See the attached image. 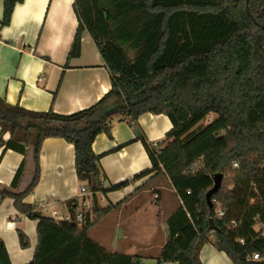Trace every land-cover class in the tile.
<instances>
[{
    "label": "trees",
    "instance_id": "16d2710c",
    "mask_svg": "<svg viewBox=\"0 0 264 264\" xmlns=\"http://www.w3.org/2000/svg\"><path fill=\"white\" fill-rule=\"evenodd\" d=\"M21 1L3 0L2 23ZM72 7L78 25L68 58L79 55L87 31L108 69L110 90L69 114L28 110L0 97V147L23 155L9 186L0 185V199L11 197L20 213L37 222L36 246L25 264H147L91 239V223L55 220L23 201L39 178L42 140L59 137L73 145L76 177L96 210L104 173L92 143L100 133L110 136L114 115L129 119L152 163L134 178L163 172L181 201L167 219L169 237L157 264H202L199 250L211 232L214 247L232 264H264V0H74ZM147 112L164 114L172 124L156 145L137 125ZM210 113L217 117L194 129ZM29 149L31 180L22 192L12 191ZM215 173L223 175L221 186L207 199ZM67 206L73 215L76 201ZM17 237L28 246L22 230ZM253 253L259 259H251ZM0 264H11L2 240Z\"/></svg>",
    "mask_w": 264,
    "mask_h": 264
},
{
    "label": "crops",
    "instance_id": "0c3cea01",
    "mask_svg": "<svg viewBox=\"0 0 264 264\" xmlns=\"http://www.w3.org/2000/svg\"><path fill=\"white\" fill-rule=\"evenodd\" d=\"M73 1L22 0L14 5L10 21L4 24L0 0V97L6 102L33 111L52 109L69 114L90 107L110 90L108 69L87 31L81 33L79 55L68 58L78 25ZM109 124L110 136L100 133L92 143L93 152L100 155L104 191L96 193V210L91 207L93 221L88 236L111 252L139 255L145 263L157 264L169 237L167 219L181 201L163 172L134 178L152 169L148 154L135 138L128 118L114 115ZM137 125L152 145L163 140L172 128L166 115L148 112L138 117ZM8 138L9 134L4 133L3 139ZM22 159L21 153L0 147L1 186H9ZM32 171L29 149L24 172L12 191L22 192ZM122 181L128 184L110 189ZM84 185L76 177L73 145L59 137H47L40 145L38 181L23 201L34 205L42 215L59 220L70 214L68 201L74 199L77 209L81 201L90 200L80 193ZM107 207L106 212L95 213ZM36 223L15 208L11 197L0 199V240L11 264H25L32 259ZM17 229L26 234L28 246L19 245ZM214 239L211 232L209 241L201 246V263L232 264L224 252L214 247Z\"/></svg>",
    "mask_w": 264,
    "mask_h": 264
},
{
    "label": "built area",
    "instance_id": "2783aa9c",
    "mask_svg": "<svg viewBox=\"0 0 264 264\" xmlns=\"http://www.w3.org/2000/svg\"><path fill=\"white\" fill-rule=\"evenodd\" d=\"M2 26V23L0 22V27ZM233 166L236 167L237 163L233 162ZM80 193L85 194L90 200H83L80 202L78 208L75 210V213L73 215H66V216H61L59 220H73L77 224H84L87 222L93 221V217L91 215V206H92V195L91 192L88 191L84 186L80 187ZM190 191L187 190V193ZM216 215L218 217L223 216V211L220 209H216ZM53 214H56L55 211H53ZM240 243H243V240H239ZM251 259H259V255L257 253H253L251 255Z\"/></svg>",
    "mask_w": 264,
    "mask_h": 264
},
{
    "label": "water",
    "instance_id": "95a60500",
    "mask_svg": "<svg viewBox=\"0 0 264 264\" xmlns=\"http://www.w3.org/2000/svg\"><path fill=\"white\" fill-rule=\"evenodd\" d=\"M253 21L255 20L253 19ZM222 178H223V175L221 173H215L213 175V184L206 193L207 199H210L213 193H215L220 188Z\"/></svg>",
    "mask_w": 264,
    "mask_h": 264
},
{
    "label": "rangeland",
    "instance_id": "374dc122",
    "mask_svg": "<svg viewBox=\"0 0 264 264\" xmlns=\"http://www.w3.org/2000/svg\"><path fill=\"white\" fill-rule=\"evenodd\" d=\"M217 117V115L215 113H210L208 114L202 121H200L195 127L194 129H198L204 125H206L208 122H211L213 119H215ZM225 184H228V180H225ZM92 207V206H91ZM92 209V208H91Z\"/></svg>",
    "mask_w": 264,
    "mask_h": 264
}]
</instances>
